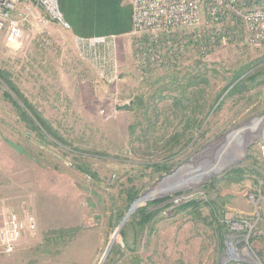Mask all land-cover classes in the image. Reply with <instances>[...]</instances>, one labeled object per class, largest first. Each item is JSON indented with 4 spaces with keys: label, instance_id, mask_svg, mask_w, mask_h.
<instances>
[{
    "label": "rangeland",
    "instance_id": "374dc122",
    "mask_svg": "<svg viewBox=\"0 0 264 264\" xmlns=\"http://www.w3.org/2000/svg\"><path fill=\"white\" fill-rule=\"evenodd\" d=\"M13 19L0 69L68 148L37 139L0 91V232L11 215L34 223L11 252L0 239V264H264V42L202 56L194 38L215 27L181 30L178 71L158 72L139 68L130 33L81 43L25 1ZM138 199L152 223L130 226L136 210L118 232Z\"/></svg>",
    "mask_w": 264,
    "mask_h": 264
},
{
    "label": "built area",
    "instance_id": "2783aa9c",
    "mask_svg": "<svg viewBox=\"0 0 264 264\" xmlns=\"http://www.w3.org/2000/svg\"><path fill=\"white\" fill-rule=\"evenodd\" d=\"M20 1L33 2L50 22L63 30H70L58 0H0V30L7 25V37L10 42H15L21 34L18 22L13 19ZM127 1L132 12V28L129 35L137 41L138 63L142 70L159 72L162 68L177 69L178 64H168L181 57L179 50L182 47L174 46V43L180 44L183 37H173L177 32L189 28L215 27L213 30L210 28L211 35L202 30L194 38L196 43L199 37L201 39L202 43L201 45L197 43L196 52L202 56L212 51L213 44L222 41L249 45L264 42V0ZM111 38L115 37L95 38L92 41L103 43ZM89 41L82 40L81 43ZM111 68L112 72L116 69L113 61ZM25 229H34L32 219L23 223L15 215L10 216L0 232L2 246L7 252L14 249Z\"/></svg>",
    "mask_w": 264,
    "mask_h": 264
},
{
    "label": "trees",
    "instance_id": "16d2710c",
    "mask_svg": "<svg viewBox=\"0 0 264 264\" xmlns=\"http://www.w3.org/2000/svg\"><path fill=\"white\" fill-rule=\"evenodd\" d=\"M59 7L64 15L65 20L72 24L74 31L83 39L87 37L96 36V38L110 37V36H122L129 34L132 27V12L130 5H125L124 0H58ZM69 24V25H70ZM177 70V69H176ZM178 71V70H177ZM200 83L206 85L204 77L198 78ZM200 83H192L190 86L194 87V92L201 93ZM199 84V85H198ZM246 90V86L243 84L237 85L233 91L230 92H242ZM0 91L3 95V99L10 103L15 110L17 116L25 122L27 128L35 133L36 138L47 146L57 147L65 150L68 148L67 143L61 137L58 136L56 130H54L39 113L32 107L23 93L19 90L18 86L12 81L9 72L0 69ZM196 93V94H197ZM202 94V93H201ZM191 97L193 102L197 103L192 107V114L194 118L202 110L200 106V97ZM181 101L177 100V105H180ZM198 112V113H197ZM196 114V115H195ZM198 120L190 119L187 121V129L201 128V123ZM177 138L175 141L177 142ZM172 142V140L170 141ZM81 172L90 173L88 167H77ZM164 168L158 169L161 172ZM92 178H95L94 173ZM134 196L129 197L130 201ZM146 201L138 199L130 208V211L141 206ZM155 214L150 212L147 207L138 209L130 219V226H134L140 232L146 231L152 223ZM73 233L70 230L68 234Z\"/></svg>",
    "mask_w": 264,
    "mask_h": 264
},
{
    "label": "water",
    "instance_id": "95a60500",
    "mask_svg": "<svg viewBox=\"0 0 264 264\" xmlns=\"http://www.w3.org/2000/svg\"><path fill=\"white\" fill-rule=\"evenodd\" d=\"M127 110V109H126ZM174 177V174H172V175H170V176H168V177H166L167 179H172ZM150 200V199H149ZM137 210V208L136 209H134L133 211H128V213H127V215L125 216V218L123 219V221H122V223H121V226L119 227V230H118V232L120 231V228H122V226L124 225V223L126 222V220L127 219H129V217L135 212Z\"/></svg>",
    "mask_w": 264,
    "mask_h": 264
},
{
    "label": "bare ground",
    "instance_id": "6f19581e",
    "mask_svg": "<svg viewBox=\"0 0 264 264\" xmlns=\"http://www.w3.org/2000/svg\"><path fill=\"white\" fill-rule=\"evenodd\" d=\"M248 147V144H245V145H243V147H242V152H245V150H246V148ZM226 166V165H225ZM223 169V168H222ZM218 169L216 168V169H212L207 175H206V177H204V178H207L208 176H210L211 174H213V173H215L216 171H217ZM205 175V174H204ZM232 252V250L230 251V253Z\"/></svg>",
    "mask_w": 264,
    "mask_h": 264
}]
</instances>
